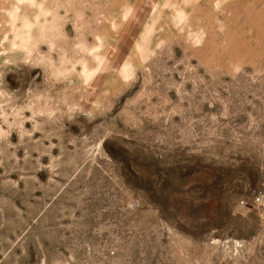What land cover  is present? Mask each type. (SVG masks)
Instances as JSON below:
<instances>
[{
  "label": "rangeland",
  "instance_id": "1",
  "mask_svg": "<svg viewBox=\"0 0 264 264\" xmlns=\"http://www.w3.org/2000/svg\"><path fill=\"white\" fill-rule=\"evenodd\" d=\"M0 264H264V0H0Z\"/></svg>",
  "mask_w": 264,
  "mask_h": 264
}]
</instances>
